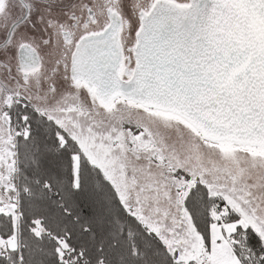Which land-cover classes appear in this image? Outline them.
<instances>
[{
	"label": "snow or ice",
	"instance_id": "obj_1",
	"mask_svg": "<svg viewBox=\"0 0 264 264\" xmlns=\"http://www.w3.org/2000/svg\"><path fill=\"white\" fill-rule=\"evenodd\" d=\"M0 264H264V0H0Z\"/></svg>",
	"mask_w": 264,
	"mask_h": 264
}]
</instances>
